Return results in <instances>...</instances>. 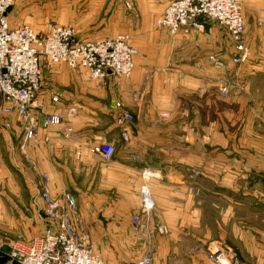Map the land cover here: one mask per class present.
Wrapping results in <instances>:
<instances>
[{
    "label": "crops",
    "instance_id": "0c3cea01",
    "mask_svg": "<svg viewBox=\"0 0 264 264\" xmlns=\"http://www.w3.org/2000/svg\"><path fill=\"white\" fill-rule=\"evenodd\" d=\"M133 1L140 18L138 31L148 35L155 27L156 17L172 0ZM122 9L117 5L112 11L118 27L119 22L123 25L127 19ZM242 9L245 39L251 53L249 62L237 69L245 82V91H234L226 99L213 94L209 79L223 73V69L216 67L208 56L215 54L226 65L233 66L230 63L233 48L225 31L211 22L206 32L171 35L160 29L177 37L176 47L180 48L181 57L166 58L156 63L160 66L157 68L151 60L138 57L130 78L109 76L103 87L96 85L86 69H71L65 63L46 67L48 76L43 78L36 111L65 114L75 105L79 111L71 121L74 132L67 138L60 126H40L36 139L28 140L18 117L15 114L5 117L12 124L11 128L0 125V237L12 241L20 232L29 241L45 234L47 224L40 190L46 174L50 177L48 187L53 196L69 192L75 197L76 227L90 241H117L128 239V235L136 238L135 234H127L126 228L140 209V188L147 169L154 173L150 183L156 202L153 222L168 226L172 232L170 237H158L159 242L176 236L184 239L190 231L192 243L230 241L237 244L240 257L247 264H264V234L250 237L244 243V235H239L236 224V235L229 236L224 228L231 222V216L209 217L210 220L204 221L203 210L211 207L207 202L203 206L199 199L200 194L207 197L215 194L216 187L210 181L216 177V147H220L217 156L222 165L227 163L228 167L233 165L238 169L248 165L255 172L264 170V128L258 130L264 120V0H243ZM10 22L13 27L22 25ZM206 48L208 55L203 51ZM201 88H206V92L205 100L199 104ZM56 95L59 99L53 101ZM185 99L192 100L190 113L198 129V106L206 105L212 121L204 127V141L193 137L198 134L184 139L182 131L188 127H183L179 116L186 113ZM120 101L135 121L129 142L121 139L115 123ZM219 101L224 107L223 120L213 122ZM101 140L111 142L117 149L110 160L105 161L90 151ZM224 170L220 172L224 178L235 176L234 182L241 178V173ZM242 172L246 177L247 172ZM216 186L228 193L226 188L231 184ZM220 196L242 206L223 194ZM224 206L227 210L233 208L227 202ZM210 226L223 228L218 234L208 229ZM201 227H205L204 232ZM248 242L254 244L250 249L244 245ZM160 254L161 249L154 263ZM198 257L212 264L207 256ZM0 264L9 261L0 256Z\"/></svg>",
    "mask_w": 264,
    "mask_h": 264
},
{
    "label": "built area",
    "instance_id": "2783aa9c",
    "mask_svg": "<svg viewBox=\"0 0 264 264\" xmlns=\"http://www.w3.org/2000/svg\"><path fill=\"white\" fill-rule=\"evenodd\" d=\"M16 0H0V125L11 128L6 116L15 114L23 124L26 139H36L39 127L60 126L69 138L74 129L71 121L78 114V107L70 106L65 114L36 111L37 97L43 79V63L49 67L65 63L71 69H86L97 86L103 87L109 76L127 79L135 69L138 50L127 35H117L99 40H83L76 29L52 23L44 33H38L29 25L12 27L8 12ZM243 0H172L158 17L156 25L171 35L204 32L208 22L224 29L231 42V63L241 66L250 59V50L245 42V20L242 14ZM126 6L131 9V3ZM209 60L216 66L225 61L215 54ZM243 85L222 82L220 94L228 96ZM57 101L58 98L54 97ZM120 106L121 103H118ZM132 115L127 111L115 118L122 128V136L128 138L127 123ZM91 151L103 159H111L116 148L109 141L101 140ZM78 155H81L78 153ZM144 183L140 188L141 205L134 214L133 223L137 231L149 233L153 225L152 214L156 207L152 196L149 170L144 172ZM40 197L44 203L47 230L32 241L18 239L10 245L9 257L13 264H105L87 241V235L76 229L77 203L75 197L65 192L60 197L51 194L48 187L50 177H43ZM159 233H167L165 225L157 227ZM150 238V236H149ZM0 246H3L0 243ZM209 258L217 264H242L236 253L224 245L208 246ZM135 264H153V252L149 250Z\"/></svg>",
    "mask_w": 264,
    "mask_h": 264
},
{
    "label": "rangeland",
    "instance_id": "374dc122",
    "mask_svg": "<svg viewBox=\"0 0 264 264\" xmlns=\"http://www.w3.org/2000/svg\"><path fill=\"white\" fill-rule=\"evenodd\" d=\"M127 2L131 3V7H132L131 9L127 8L126 6ZM117 5L122 6L123 8L122 10H124L127 16V19L125 18V22L123 25H121L120 24L121 22H119V27L117 25L118 19L112 16V14L114 13L112 11L117 9ZM164 9L162 11H164ZM137 11L138 10L135 8V3L133 0H16L14 5L8 12V19L10 25H11L10 20H12L14 24H22L21 26L29 25L32 28H34V30L38 33L46 32L52 23H59L67 26H72L76 29L79 38L83 40H91V39L99 40V39H104L103 36H105L106 38V37H115L117 35H127L129 37V41L131 42V44L138 50V55L135 57V67H136V58L138 57L151 60L152 63H154L153 66L155 68L160 67L156 63H161L166 58L168 59L180 58L181 50L180 48L176 47V41H178L176 40L177 37L175 38L167 33L161 32L162 30L160 31V29H158L156 25L158 17L163 12H161L160 15L156 17L154 24L155 27L153 28L152 33L146 35L138 31L140 29L139 28L140 18L138 15L139 13H137ZM242 14H243V9H242ZM128 18L130 20H128ZM127 20L128 22H130L129 24L127 23ZM209 23L210 22L207 23L206 25L207 27H209ZM214 24L219 27L218 24L216 23ZM117 28L123 30H117ZM206 29L207 28H205V32L207 31ZM111 30H115V31H111ZM126 30H129V32H125ZM225 33L227 34L226 31ZM227 40L230 43L228 34H227ZM230 47H232L231 43H230ZM203 51L205 55H208L206 53L207 48L204 49ZM46 67H48L47 63H43V78H45V76L46 77L48 76V73H45L44 71ZM216 67H218L219 69H223V73L216 75L214 74L215 76H212L209 79V81L213 85V89H214L213 94H215V97L218 96L220 99H226L232 93L231 92L226 97L220 94L219 85L222 82H231L233 85L242 84L243 89H235L234 91H241V92L245 91V82L239 76L241 72L237 70L240 66L237 65L230 66L224 63L222 66H216ZM170 68L173 67L170 66ZM232 68H235V70ZM107 87L108 86H106V88ZM95 89L97 90L96 87ZM205 89L206 88L204 89L201 88L199 91V98L197 101L199 102V104L202 103V99L205 96L203 95L206 92ZM54 97H57L59 99L58 95ZM54 97H53V101H55ZM203 100H205V98ZM191 101L192 100L190 99L184 100L185 103L184 110L186 113L179 116V121H182L183 127H188V130L182 131L183 136L184 139H186V137L190 136V134H198L197 136L193 135V137L195 138L199 137L200 139H202V141H204L206 137V130L204 129V127H206L207 122L211 123L212 119L210 117L209 112H207L206 110L205 103H203L201 106H198L199 107L197 112L199 115V119H198L199 129H198V127L194 125L195 119H192L193 115L192 113H190ZM118 103H121V105L120 106L118 105L117 115H120L124 111L130 113L124 107L121 101ZM222 104H223L222 101H219V103L215 106L214 109L215 117H213V122L217 120H223L224 107ZM162 116L168 117L167 114H163ZM134 122H135L134 117L132 115V121L127 123L126 125V128L128 130L127 139H124V137L122 136V128H120L117 125L120 129L121 139L124 142H129L133 136ZM259 124H261V126L258 127V130L260 131L262 128H264V120L262 121V123L260 122ZM200 125H202V127ZM218 148L220 147H216L215 149L216 177L214 178V180L210 181L211 183H214L216 187L215 194L209 195V197H207V195L205 194H200L199 196L200 201H202L200 203H202L203 206L206 205L203 202H207V204L210 205L211 207L210 210H206V208L203 210L204 221L206 219L210 220L209 217H212V219L213 218L219 219V217L225 218L226 215L228 214L229 216H231L229 217L231 222L225 224L224 230H227V234H229V236L236 235V224H237L238 227L237 230L240 232L239 235L241 237H243L244 235V243L245 240L247 241L250 237L257 236V238H259V235L264 234V170L255 172V170H252L253 168L249 167L248 165L239 166L240 167L239 169L235 168L233 165L228 167L227 163L226 165H222L220 157L217 156L221 152L220 150H218ZM252 148H258V147H252ZM90 151H91V147H90ZM104 160L107 161L106 159ZM223 169H225L224 171L230 169L234 174L236 172H237L236 174L241 173L240 176L241 178L238 179L239 181L237 182H234L235 176L224 178L222 177V175H220V172L223 171ZM146 170H144V172ZM242 171L247 172L245 173L246 177H244ZM45 175H43V177H45ZM19 179L21 178H17L16 180ZM152 179L153 177L150 178V181L148 183L149 185ZM225 183L231 184V187L229 186L230 188H226L229 190L228 193L226 191L225 193L219 191L222 188L216 186L219 184L224 185ZM221 194L228 197L230 201L238 202L242 206H239V204H233L229 202L225 198H222L220 196ZM225 202L230 203L232 205L233 207L232 210H227L226 206H224ZM140 205H141V198H140ZM154 212L152 214V217H154ZM133 216L131 218L132 226L130 225V227L126 228V233L132 235L135 234L136 238L134 236L130 237L128 235L127 237L128 239H121V240L118 239L117 241L94 242V241H90L89 237L86 236L89 245L92 247L94 252L103 259L105 264H135V262L141 257H143L145 253L148 252L149 250H152L153 252V261H154V258L156 257L155 255L157 254L159 249H161V254L159 256L157 255L155 263L153 262L154 264H206L203 262L204 260H201L202 258L200 259V257H198L200 255L207 256V259L209 260L210 263L217 264L211 261L209 258L208 246L211 244L227 246L236 253L237 257H239L238 259L242 264H247L240 257V251L237 247V244H234L230 241H226V244L215 241L192 243L191 240L193 239V236L190 235V231H187L184 239L181 236H176L174 239L162 240L161 242H159L158 237L171 236L172 232L170 231L169 227L165 225L168 229V232L162 234L159 233V231L157 230V227L161 225L154 224L153 222V225L151 226L149 233L146 231H137L133 223ZM220 222L224 223L221 220ZM211 224L213 223L211 222ZM230 224L233 225L231 226ZM75 226H76V221H75ZM201 228L203 229L204 232L205 227H201ZM201 228H199V230H201ZM222 228L223 227L221 226V229ZM76 229L80 231L78 227H76ZM208 229L216 231L218 232V234L221 231V229H219L218 226H210L208 227ZM80 232L87 235L85 232L82 231ZM193 232L194 231H192V233ZM15 237L16 238H14V240L12 241L10 239H6V238L2 239V237H0V243L3 244V246H0V256L7 258L9 264H13L9 257L10 245L18 239H23L25 241H28V239L24 237V235H22L20 232L16 233ZM244 245L250 249L251 246H253L254 244L248 242Z\"/></svg>",
    "mask_w": 264,
    "mask_h": 264
},
{
    "label": "water",
    "instance_id": "95a60500",
    "mask_svg": "<svg viewBox=\"0 0 264 264\" xmlns=\"http://www.w3.org/2000/svg\"><path fill=\"white\" fill-rule=\"evenodd\" d=\"M10 10V9H9Z\"/></svg>",
    "mask_w": 264,
    "mask_h": 264
}]
</instances>
